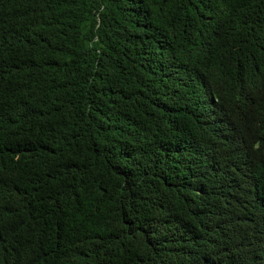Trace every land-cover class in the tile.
Returning <instances> with one entry per match:
<instances>
[{"label":"trees","instance_id":"trees-1","mask_svg":"<svg viewBox=\"0 0 264 264\" xmlns=\"http://www.w3.org/2000/svg\"><path fill=\"white\" fill-rule=\"evenodd\" d=\"M0 264H264V0H0Z\"/></svg>","mask_w":264,"mask_h":264},{"label":"clouds","instance_id":"clouds-1","mask_svg":"<svg viewBox=\"0 0 264 264\" xmlns=\"http://www.w3.org/2000/svg\"><path fill=\"white\" fill-rule=\"evenodd\" d=\"M204 97L210 109L215 110L214 108L218 104L219 101L216 95L213 93V91L210 89L209 92H207Z\"/></svg>","mask_w":264,"mask_h":264}]
</instances>
